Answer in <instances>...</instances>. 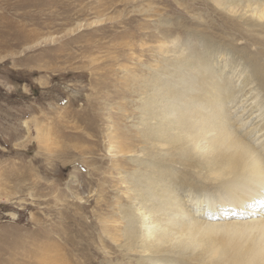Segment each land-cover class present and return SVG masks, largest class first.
<instances>
[{
    "label": "rangeland",
    "instance_id": "obj_1",
    "mask_svg": "<svg viewBox=\"0 0 264 264\" xmlns=\"http://www.w3.org/2000/svg\"><path fill=\"white\" fill-rule=\"evenodd\" d=\"M219 1L0 0V264H137L150 257L118 248L115 223V242L110 236L105 244L107 219L122 222L119 206H140L120 200L121 180L135 166L118 159L117 133L142 130L137 105L150 74L208 54L206 42L233 50L240 65L245 50L264 58V29L250 26L245 0H237L244 9L236 13ZM228 61L219 55L212 64L229 73ZM227 75L244 88L241 102L229 104L232 127L241 124L240 133L260 145L264 119L245 103L258 86L244 87L246 73ZM137 157L141 151L126 158L131 164Z\"/></svg>",
    "mask_w": 264,
    "mask_h": 264
},
{
    "label": "bare ground",
    "instance_id": "obj_2",
    "mask_svg": "<svg viewBox=\"0 0 264 264\" xmlns=\"http://www.w3.org/2000/svg\"><path fill=\"white\" fill-rule=\"evenodd\" d=\"M222 1L230 12L244 9L237 0ZM245 2L253 17L250 26L264 29V0ZM206 45L208 54L193 61L178 58L150 74L147 95L137 105L142 130L117 133V150L108 149L116 150L124 168L135 166L121 180L127 186L120 200L135 198L140 206H119L117 220L122 222L107 219L105 244H111L113 223L118 224L117 247L150 256L137 264H264V142L256 145L249 132L241 134V124L233 129L229 104L241 102L244 88L227 75L246 73L244 87L257 84V92L249 88L253 95L247 93L245 103L262 120L264 58L245 50L243 66L233 50ZM219 55L229 57L224 64L229 73L213 67L212 59ZM135 151L143 157L130 164L126 157ZM184 196L194 201L195 210Z\"/></svg>",
    "mask_w": 264,
    "mask_h": 264
}]
</instances>
